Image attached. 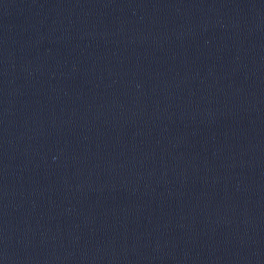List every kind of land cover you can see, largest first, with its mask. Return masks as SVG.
<instances>
[{
  "label": "water",
  "instance_id": "95a60500",
  "mask_svg": "<svg viewBox=\"0 0 264 264\" xmlns=\"http://www.w3.org/2000/svg\"><path fill=\"white\" fill-rule=\"evenodd\" d=\"M0 264H264V0H0Z\"/></svg>",
  "mask_w": 264,
  "mask_h": 264
}]
</instances>
